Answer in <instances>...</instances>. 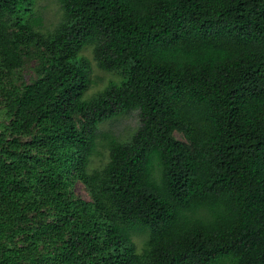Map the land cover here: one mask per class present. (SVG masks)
<instances>
[{
    "label": "trees",
    "instance_id": "trees-1",
    "mask_svg": "<svg viewBox=\"0 0 264 264\" xmlns=\"http://www.w3.org/2000/svg\"><path fill=\"white\" fill-rule=\"evenodd\" d=\"M0 104V264H264V0H0Z\"/></svg>",
    "mask_w": 264,
    "mask_h": 264
},
{
    "label": "rangeland",
    "instance_id": "rangeland-1",
    "mask_svg": "<svg viewBox=\"0 0 264 264\" xmlns=\"http://www.w3.org/2000/svg\"><path fill=\"white\" fill-rule=\"evenodd\" d=\"M46 6H43V12L46 17V22L51 25L53 24L57 18L59 17V9L56 3L52 1H44L42 3ZM89 58L91 59V63L94 67L93 75L95 79L97 78L99 81L108 80L109 78H117V76L111 72H107L104 70L99 69L90 53H88ZM37 63V57L35 55H28L26 57V62L23 68L21 69L20 73L25 80H30L35 76L34 67ZM0 104V127L3 126L7 120L2 112ZM141 126V116L139 110H131L114 118L107 120L106 122L102 123L100 127V132L102 135L106 133H113L119 136L121 139H128L130 136ZM175 135L180 139H185L184 136L176 132ZM75 192L77 196H80L84 199H90L91 195L87 189V187L80 181H76L75 184ZM139 245H142L143 241L146 238L145 234H141L136 236Z\"/></svg>",
    "mask_w": 264,
    "mask_h": 264
}]
</instances>
